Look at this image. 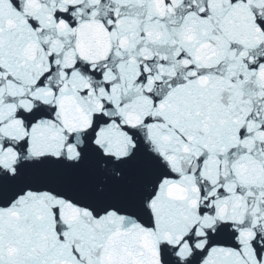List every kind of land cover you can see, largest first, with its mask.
Returning <instances> with one entry per match:
<instances>
[{
  "label": "water",
  "instance_id": "obj_1",
  "mask_svg": "<svg viewBox=\"0 0 264 264\" xmlns=\"http://www.w3.org/2000/svg\"><path fill=\"white\" fill-rule=\"evenodd\" d=\"M0 264H264V0H0Z\"/></svg>",
  "mask_w": 264,
  "mask_h": 264
}]
</instances>
